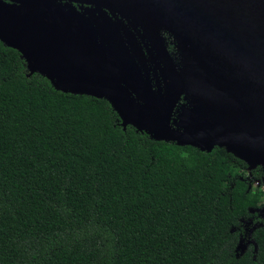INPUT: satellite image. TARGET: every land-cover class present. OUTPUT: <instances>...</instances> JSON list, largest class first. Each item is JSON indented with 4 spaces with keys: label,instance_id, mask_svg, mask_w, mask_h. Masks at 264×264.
Masks as SVG:
<instances>
[{
    "label": "trees",
    "instance_id": "16d2710c",
    "mask_svg": "<svg viewBox=\"0 0 264 264\" xmlns=\"http://www.w3.org/2000/svg\"><path fill=\"white\" fill-rule=\"evenodd\" d=\"M262 185L223 147L158 140L56 89L0 39V264H264Z\"/></svg>",
    "mask_w": 264,
    "mask_h": 264
},
{
    "label": "water",
    "instance_id": "95a60500",
    "mask_svg": "<svg viewBox=\"0 0 264 264\" xmlns=\"http://www.w3.org/2000/svg\"><path fill=\"white\" fill-rule=\"evenodd\" d=\"M0 39L56 89L109 100L125 126L264 171V0H0Z\"/></svg>",
    "mask_w": 264,
    "mask_h": 264
},
{
    "label": "flooded vegetation",
    "instance_id": "af4514ba",
    "mask_svg": "<svg viewBox=\"0 0 264 264\" xmlns=\"http://www.w3.org/2000/svg\"><path fill=\"white\" fill-rule=\"evenodd\" d=\"M76 6L78 8L81 7L80 4H76ZM87 7H89V5H83V9L82 10H85V8H87ZM116 17L119 18L120 16H116ZM124 24L128 25V27L131 29V31H133L137 35V37L139 38L138 30L133 25H131V22L129 20L124 19ZM164 33L165 32H163V35L165 36ZM166 39H167V42H168V47L170 49V42H169L167 37H166ZM139 40H140V38H139ZM170 51H172V50L170 49ZM146 65H147V69H148V72H149L150 79H151V81L153 83V86L155 87L156 86V75H159V69L156 67L157 66L156 63H152L151 61H148Z\"/></svg>",
    "mask_w": 264,
    "mask_h": 264
},
{
    "label": "rangeland",
    "instance_id": "374dc122",
    "mask_svg": "<svg viewBox=\"0 0 264 264\" xmlns=\"http://www.w3.org/2000/svg\"><path fill=\"white\" fill-rule=\"evenodd\" d=\"M256 214H258V216L264 217V208L258 210ZM256 214H255V217L253 216L251 219H249L245 223V230H244V233L241 235L240 242H239V252L243 251L245 247L251 241V232H252L254 225L256 224V221H255Z\"/></svg>",
    "mask_w": 264,
    "mask_h": 264
},
{
    "label": "bare ground",
    "instance_id": "6f19581e",
    "mask_svg": "<svg viewBox=\"0 0 264 264\" xmlns=\"http://www.w3.org/2000/svg\"><path fill=\"white\" fill-rule=\"evenodd\" d=\"M174 59H175L176 63L178 64V66H180L182 68V71H183L184 75L186 76V78H188V76L186 75L185 69H184L183 62L181 61V58L174 56Z\"/></svg>",
    "mask_w": 264,
    "mask_h": 264
},
{
    "label": "built area",
    "instance_id": "2783aa9c",
    "mask_svg": "<svg viewBox=\"0 0 264 264\" xmlns=\"http://www.w3.org/2000/svg\"><path fill=\"white\" fill-rule=\"evenodd\" d=\"M254 185H255V187H259V186H261V183L259 180H256ZM262 187L264 188V185H262Z\"/></svg>",
    "mask_w": 264,
    "mask_h": 264
}]
</instances>
